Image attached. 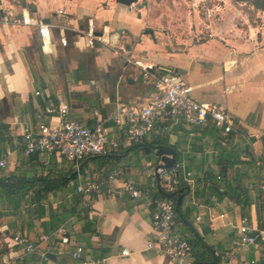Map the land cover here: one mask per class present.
Segmentation results:
<instances>
[{
    "label": "crops",
    "instance_id": "1",
    "mask_svg": "<svg viewBox=\"0 0 264 264\" xmlns=\"http://www.w3.org/2000/svg\"><path fill=\"white\" fill-rule=\"evenodd\" d=\"M12 1L0 4L8 8ZM136 3V12L116 0L22 3L33 18L66 27L64 34L52 28L51 52L42 49L36 26L0 21V156L10 154L9 167L0 170V264H174L147 247L156 238L152 203L110 199L104 190L91 197L88 208L76 191L79 184L123 167L128 177L151 189L153 199L162 197L156 177L161 160L139 144L169 146L178 153L185 197L175 231L190 241L195 264L264 261V241L236 250L243 219L254 233L264 228V170L258 165L264 163V0ZM15 7L21 19V5ZM88 19L98 32L107 29L117 38L119 52L100 42L88 44L83 33ZM135 62L157 74L179 72L195 100L222 106L235 117L234 131L225 136L211 126L192 133L184 124L158 125V138L136 143L109 121L120 148L96 157L99 163L24 155L23 134L38 127L37 113L48 106L66 104L69 119L83 125L96 122L95 112L107 117L121 105L145 106L155 88ZM42 121L59 123L47 114ZM61 229L64 234L43 240ZM19 235L37 244L38 252L18 247L13 239ZM77 247H83L82 259L72 256ZM124 250L129 255L123 256Z\"/></svg>",
    "mask_w": 264,
    "mask_h": 264
},
{
    "label": "built area",
    "instance_id": "2",
    "mask_svg": "<svg viewBox=\"0 0 264 264\" xmlns=\"http://www.w3.org/2000/svg\"><path fill=\"white\" fill-rule=\"evenodd\" d=\"M29 2L30 0H13L8 8L0 4V21L6 26L12 23L36 26L42 49L45 52H51L52 28L57 27L64 34L66 27L54 26L33 18L26 13L28 8L22 5V3ZM16 3L21 5L22 19L17 18ZM128 8L131 12H136L140 7L137 3H133ZM59 13L65 15L63 10H60ZM83 33L87 37L89 45L92 46L95 42H100L115 52H119L117 38L114 40L107 29L98 32L94 19L87 20ZM61 44L64 47L68 44L64 35H62ZM120 50L124 51L122 48ZM127 62L131 63V59L128 58ZM135 63L143 69L144 76L152 81L155 88V93L145 106L121 105L116 113L107 117L95 112L96 122L93 125H83L69 119V107L64 103L58 106H48L37 113L38 127L35 130L29 128L23 134L21 143L24 155L29 157L35 153L54 154L76 164L88 158L113 155L119 150L120 143L112 135L111 129L106 126L109 121L115 123L120 130H124L128 139L136 143L143 142L151 135L158 138L160 135L156 130L158 125L184 124L192 133L211 126L225 136L234 131L235 117L222 106L200 103L195 100L192 97V86L179 72L168 70L157 74L154 72V67H144L139 62ZM36 95H40V92L36 91ZM45 114L56 116L59 123L56 126L44 123L42 118ZM9 163L10 154L6 153L0 156V170L7 169ZM258 165L264 170V163L259 162ZM182 167L183 165L177 164L173 169L156 168L160 190L163 194H171L179 190L181 186L179 171ZM187 176H191V174L188 173ZM104 190L108 192L110 199L128 196L131 199H144L152 203L155 206L152 225L156 238L148 243V249L167 255L174 264H195L190 241L175 231L176 208L171 200L165 196L153 199L151 189L142 188L135 180L128 177L127 171L123 167L114 168L106 176L76 186L77 193L84 200V206L88 208L91 206V197L104 192ZM238 232L239 236L236 240V250L238 251L248 246L257 245L259 240L264 241V228L254 233L247 219L241 221ZM60 233L64 234V230L61 229L52 235H45L43 240L57 238ZM13 241L26 253L38 252L37 244L27 236H16ZM62 242L68 243L69 241L67 238H62ZM82 254L83 247H77L72 256L75 259H82ZM122 255L127 256L129 252L124 250ZM101 262V260L95 261L96 264ZM225 264H234V262L230 259Z\"/></svg>",
    "mask_w": 264,
    "mask_h": 264
},
{
    "label": "water",
    "instance_id": "3",
    "mask_svg": "<svg viewBox=\"0 0 264 264\" xmlns=\"http://www.w3.org/2000/svg\"><path fill=\"white\" fill-rule=\"evenodd\" d=\"M137 1L138 0H116V3L124 5V6H127V8H128L131 4L136 3ZM22 17L23 16L20 15L21 19H22ZM82 27H80L81 30L83 29ZM99 35H101V33H99ZM138 147L144 148L145 151H147V152L151 151L152 149L155 150L156 155L161 160V164L159 166H157V168L161 167V168H165V169H173L178 164V153H177V151L175 149H173V148H171L169 146L156 145V146L148 147V146H145L144 144H139ZM90 159L91 158H88V161ZM156 177H157V179L159 181V176L157 174H156ZM183 191H184V188H182V189H180L178 191L179 192V195H178V198H177V210L178 211H179V208L181 207V205L183 203V200H184V197H185ZM164 196L174 197L175 193H171V194H165L164 193ZM189 226L192 229V231L194 232L195 236L199 238V235H198L197 231L191 225H189ZM212 254H214V253H212ZM199 264H209V263H199ZM260 264H264V261L261 262Z\"/></svg>",
    "mask_w": 264,
    "mask_h": 264
},
{
    "label": "trees",
    "instance_id": "4",
    "mask_svg": "<svg viewBox=\"0 0 264 264\" xmlns=\"http://www.w3.org/2000/svg\"><path fill=\"white\" fill-rule=\"evenodd\" d=\"M257 4H259V3H257ZM263 143H264V138H263ZM182 188H184V185H181L180 188H179V190L182 189ZM178 191L175 192V196L174 197H167V196H165V197H167L169 200H171L175 204V208H176V218H179V216L181 215V211H180L181 210V207L179 208V211L177 210V198H178V195H179V192ZM162 195L164 197V194H162ZM196 242L199 243L198 240H196Z\"/></svg>",
    "mask_w": 264,
    "mask_h": 264
},
{
    "label": "rangeland",
    "instance_id": "5",
    "mask_svg": "<svg viewBox=\"0 0 264 264\" xmlns=\"http://www.w3.org/2000/svg\"><path fill=\"white\" fill-rule=\"evenodd\" d=\"M148 137H150V136H148ZM159 142H165V140H164V138H160V140H158ZM156 154H155V152H151V154H149V156H151V158H155L156 156H155ZM155 156V157H154ZM158 157V156H157ZM101 159H99V158H95V159H93L92 161H91V163H99V161H100ZM90 162V161H89ZM89 162H86V164L88 163L89 164ZM155 162V161H154ZM154 191H156V190H154ZM192 240H193V238H192Z\"/></svg>",
    "mask_w": 264,
    "mask_h": 264
}]
</instances>
